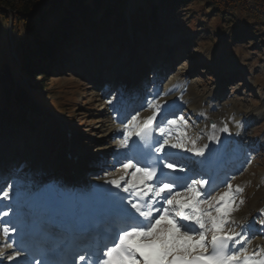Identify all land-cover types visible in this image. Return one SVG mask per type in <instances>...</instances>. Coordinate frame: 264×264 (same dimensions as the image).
Masks as SVG:
<instances>
[{
  "label": "rangeland",
  "instance_id": "obj_1",
  "mask_svg": "<svg viewBox=\"0 0 264 264\" xmlns=\"http://www.w3.org/2000/svg\"><path fill=\"white\" fill-rule=\"evenodd\" d=\"M148 1L126 0L120 9L125 26H117L112 37L113 29L95 32L93 37L85 31L76 37L63 52L64 62L49 73L51 78L43 90L47 97L42 104L33 109L22 106L0 111V149L6 146L10 152L5 169L9 182L23 180L35 160H51L58 154L65 137L63 125L72 132L74 149L83 155L79 164L83 180L92 182L96 176L117 171L111 158L115 151L113 126L103 133L112 124L110 110L105 109L110 100L123 96L128 85L126 73L135 72L147 84L155 81L158 96L170 85L179 84L177 93L182 103L173 118L183 116L178 122L187 130L192 131L196 122L188 105L195 100L205 104L214 97V102L223 106L226 118L230 113L240 112L241 118L251 115L244 127L247 165L237 173H229L224 187L231 183L233 190L237 186L242 189L237 191L234 203L239 214L262 211L264 0H231L229 7L220 5L224 13L215 19H211L215 11L205 9L204 0H193L188 7L156 10L155 23L146 26L145 22L143 26L141 16L149 12ZM112 2L109 0V5ZM189 10L207 17L199 15L197 20L194 14H187ZM132 14L138 17L135 21L129 19ZM13 51L19 56L18 42H11L9 26L0 17V63H7L16 73L18 63ZM164 67L163 82H156ZM16 83L22 87L26 81L16 79ZM141 93L144 96L147 91ZM29 100L34 104L32 96ZM238 163L244 167L241 159Z\"/></svg>",
  "mask_w": 264,
  "mask_h": 264
},
{
  "label": "snow or ice",
  "instance_id": "obj_2",
  "mask_svg": "<svg viewBox=\"0 0 264 264\" xmlns=\"http://www.w3.org/2000/svg\"><path fill=\"white\" fill-rule=\"evenodd\" d=\"M158 115L159 110L143 125L132 116L121 143L128 154L118 161L126 174L132 170L131 179L120 176L106 181L122 192L100 189L98 196L105 204L102 216L108 226L103 235H89L90 229L80 226L77 238L84 242V254H77L71 264H264V252L247 253L252 222L241 225L240 231L229 226L235 210L231 183L228 191L213 195L217 182L205 160L180 157L178 163L172 150L203 157L204 149L196 147L195 140L192 147L170 142L168 130L184 118L157 119ZM154 122L159 136L153 135ZM223 130L228 131L227 126ZM236 191L242 189L237 186ZM259 223L264 225V220ZM2 231L9 237L17 229L5 226ZM5 248L13 250L6 256L9 261L21 259L22 252L14 244Z\"/></svg>",
  "mask_w": 264,
  "mask_h": 264
},
{
  "label": "bare ground",
  "instance_id": "obj_3",
  "mask_svg": "<svg viewBox=\"0 0 264 264\" xmlns=\"http://www.w3.org/2000/svg\"><path fill=\"white\" fill-rule=\"evenodd\" d=\"M178 90L179 84L177 85L176 83L174 84V86H169L168 91L163 94V97H152L147 102L145 107L137 111V113L134 115L136 116L135 123L138 125H143L147 121V118L152 116L154 112H157L159 110L160 115H164L167 109L175 107V105L180 102H178V99L181 98V95L175 94V92ZM150 92H152V90ZM214 100L215 98L213 97L212 101L210 100L205 104L197 100L192 101L191 103L188 102V105L191 108L193 115L195 116L194 118L196 119L193 130L186 131L184 126L178 123L168 130L167 135L170 142L172 143L183 142L187 144L188 147H192L191 141L195 140L196 147L204 149L203 157L196 156L195 153H190L184 150H172L176 152L177 157H187L193 160H205L207 158V155L213 154L215 164H218L219 168H221L225 164L221 162L223 158H226L225 161L233 160L235 163L240 162L238 155L240 153L243 154L247 149L243 142L245 139L244 127L246 125V122L251 118V115L241 118L239 116L240 112L234 114H231L229 112V115L231 116H228L229 118H226L224 116L225 111L223 106L217 105ZM122 105L123 101H121L120 105H118L119 107L115 106L114 111L119 113L121 110L120 107ZM105 110H107V108ZM160 115H158V117ZM112 117H114V115ZM209 120L212 121V124H209ZM130 122L131 120L123 125L120 124V121H116L117 124L115 127H113L114 132L111 134L112 136H114L115 141V153H113V156L118 169L117 171L107 173L103 176H96V180L94 182L92 181V183L88 181L78 182L77 179L75 180L74 178L69 177V173L72 169L77 168L78 171L81 170L80 166L78 165V161H75L74 157L77 156L80 159L82 154L74 149L73 145L69 141H66L65 137L60 144L57 155L51 158V160L46 159L45 157H42V160H35V163L29 168L28 173H30V175L34 174V182H36V180H39V182L41 183H33L31 185L28 184L27 187H23L25 185L23 183V188L18 189L20 187L19 183L14 182L13 185H9L8 188H5V192L8 193V196L4 200L3 204L6 205L8 203V200L16 199L18 202L24 203V206L27 204L31 205L33 201L29 198L35 200L37 198H41L43 193H46L49 204L42 205V208L39 210L40 215L36 214L34 215V218H30L35 222H38L39 220L44 218L51 217L49 215V210L51 208L50 205H53L55 207L57 214L66 213L71 209V207L68 204L63 207L61 205V201H70L73 196L75 197V202L81 208L92 209L93 211L99 212L104 211L105 204L100 200L98 196L100 189L113 188V190L122 192V188L115 189L114 185L107 184L106 181L119 179L120 176H125L126 179H131L132 170H128V173L126 174L125 170L118 163V161H122L124 156L128 154L124 149L121 148V143L125 138L124 133L128 130L127 126ZM213 125H215V127H213ZM225 126H227L228 131L223 130ZM111 127L112 125L107 127V129H105L103 133H107ZM62 130H65V134L66 132L70 131L64 125L62 126ZM156 136H159V132L157 129ZM133 139H136V137L133 136ZM9 156L10 152L8 148L6 146H2V148L0 149V166L5 163L6 160H8ZM238 164V170L240 171L241 168H243V165H241V163ZM57 168L60 169L59 173L52 175V171H55ZM93 170H96V168ZM207 170L213 177L215 176L216 169L207 168ZM41 178H46V183L43 182L44 179ZM225 191H228V188H220L214 190L212 194L216 195ZM233 195L235 199V197L237 196V191L233 190ZM234 208L235 210L231 215V221H234V223L230 222L229 226L234 228L236 231H240L241 225L252 222L253 227L256 228V232L255 235L252 236L249 234L251 244L247 245V253L256 252L258 250L261 251L264 246V231H262L264 230V225L260 224L259 222L264 220V213H261L259 211L254 213V210H252L250 213L244 215L238 213L237 207L235 205ZM262 211H264V207L262 208ZM4 213H7V215H4ZM20 213L21 211L11 213L10 210H7L6 212H0V252L5 253L4 257H0V264H21L22 257H28L30 255V246H28L30 245L28 244L30 243V240L27 238L26 233H18L16 234L14 239L11 240L6 239L2 231L5 226L12 228L13 226L11 224L15 218L14 216ZM28 214V212H24L23 215L28 218ZM19 226L21 227V224L16 225L15 228L18 230ZM19 237L21 238V240H23V243L26 242V245H23V247L20 246L22 242L21 240L19 241L20 243H14V241ZM6 244H14L15 250L22 252L21 259H18L15 262L9 261L6 256L12 254L13 250L5 248ZM237 247H239V245ZM25 254H28V256H26ZM37 260L40 259L37 258Z\"/></svg>",
  "mask_w": 264,
  "mask_h": 264
},
{
  "label": "trees",
  "instance_id": "obj_4",
  "mask_svg": "<svg viewBox=\"0 0 264 264\" xmlns=\"http://www.w3.org/2000/svg\"><path fill=\"white\" fill-rule=\"evenodd\" d=\"M125 1L113 0L109 5V0H0V17L10 27L11 42L16 40L19 49V56L15 53L19 62L18 75H13L7 63H0V98L3 97L4 101L0 111L16 110L22 106L33 109L31 101L27 102L28 90L38 103H42L41 100L47 97L43 90L47 89L51 78L49 73L55 65L64 62L66 48L85 31L92 37L95 32L105 29L117 32V26L124 21L120 9ZM192 1L160 0L157 4L149 0V14L146 18L142 15L141 19L155 23L156 10L188 7ZM230 1L204 0V8L215 11L211 18L215 19L224 13L223 8L222 11L219 9L220 5L229 7ZM187 14H194L197 20L200 15L193 10ZM201 17L207 16L202 14ZM137 18L132 14V20ZM17 78L25 79L27 85L18 87L14 80Z\"/></svg>",
  "mask_w": 264,
  "mask_h": 264
}]
</instances>
